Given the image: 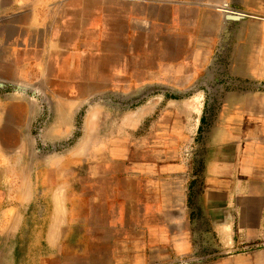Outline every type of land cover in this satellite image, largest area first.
Wrapping results in <instances>:
<instances>
[{
	"label": "crops",
	"instance_id": "crops-1",
	"mask_svg": "<svg viewBox=\"0 0 264 264\" xmlns=\"http://www.w3.org/2000/svg\"><path fill=\"white\" fill-rule=\"evenodd\" d=\"M10 13L23 16L25 37L10 50L31 54L24 65L4 59L21 87L0 93L1 234L21 231L26 210L44 202L36 240L52 264L66 255L83 264H264V0H14ZM130 52L158 58L148 80L162 77L177 95L105 136V109L92 102L117 96L123 80L104 88L110 73L95 78L93 53L103 62ZM82 108V138L43 154V144L71 137ZM6 130L19 134L13 150ZM92 163L105 184L73 189L65 170ZM77 230L82 246L72 249Z\"/></svg>",
	"mask_w": 264,
	"mask_h": 264
},
{
	"label": "rangeland",
	"instance_id": "rangeland-1",
	"mask_svg": "<svg viewBox=\"0 0 264 264\" xmlns=\"http://www.w3.org/2000/svg\"><path fill=\"white\" fill-rule=\"evenodd\" d=\"M13 1L14 0H0V93L19 92L21 87L19 84V69L15 70V68H9L8 63L4 64V59L7 60L12 58L13 61L24 65L27 63L26 60L30 58L29 54H31L20 51L17 52L9 48L10 45L13 46L14 44L23 43L25 39L24 36L19 35L20 28L18 27V24L23 22V16L10 13L13 7ZM31 38L35 40L36 36ZM86 38H91V41L94 43L97 37L92 36ZM133 44L139 47L141 45L140 38H133ZM115 54L109 55L101 60L103 62H99L98 55L94 53L92 57V64L95 67L93 70V73L96 74L95 78L99 77L100 71L103 72V76L105 72L110 73L108 76L104 77V81L106 82L103 83L104 88L111 86L108 84L110 81L107 78H111L112 80H123V84L118 86L120 90H118L117 96H115V94H106L105 97L103 96L104 98H98L92 102L93 105L101 106L105 109V113L101 117V123L104 129L103 135L105 136L116 130L117 124L126 122L125 120L131 117H137L143 114H154L161 106L169 102L168 98L176 96L177 93H175V91H178L177 85L175 84H166L165 86L164 82H162V77L158 75L148 80V68L157 66L158 58H156V60L147 59L148 53L146 52ZM158 54L163 53H157V55ZM32 56H34L33 53ZM105 65L106 67H104ZM154 79L155 81L151 82ZM9 81L12 82L9 83ZM165 95L167 98H165ZM80 111L81 112L76 116V127L71 137L52 144H43L41 146L44 150L43 154L49 156L56 152L67 150V148H71L82 138L85 109L82 108ZM18 120V116H12L13 123L15 122L18 124ZM34 134L36 133L34 132ZM60 134L61 133H58V135ZM18 135V132L15 130H6L4 132L5 141L12 150L17 142ZM99 153V149H97V158ZM99 168L98 163L71 165L65 170V175L70 178L73 189L82 191V189L89 186L90 182L93 180L105 184L106 180L104 178L107 176L103 175ZM47 210L48 207L44 202H38L26 210L25 225L21 231L7 235L1 234L0 232V264H52L50 261L46 262V256L51 255V248L47 247L45 244L39 245L36 240L47 218ZM94 213L96 217L99 218L101 207L97 206L96 212ZM74 215L76 216V220L83 221L86 215L83 206H80V209L78 212H75ZM79 240H82L81 230H77L72 236L70 245L72 249L82 246ZM68 256L58 257L54 263L83 264L81 263L82 261L74 259L73 257L68 258Z\"/></svg>",
	"mask_w": 264,
	"mask_h": 264
}]
</instances>
